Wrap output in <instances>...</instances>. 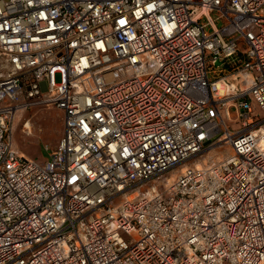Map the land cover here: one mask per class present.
<instances>
[{"label":"built area","instance_id":"obj_1","mask_svg":"<svg viewBox=\"0 0 264 264\" xmlns=\"http://www.w3.org/2000/svg\"><path fill=\"white\" fill-rule=\"evenodd\" d=\"M262 113L264 0H0V264H264Z\"/></svg>","mask_w":264,"mask_h":264},{"label":"rangeland","instance_id":"obj_2","mask_svg":"<svg viewBox=\"0 0 264 264\" xmlns=\"http://www.w3.org/2000/svg\"><path fill=\"white\" fill-rule=\"evenodd\" d=\"M54 78L56 82H59L60 74L56 73ZM25 120H29V126L24 127ZM228 124L232 129L240 126L239 123L229 122ZM62 130V113L55 106L41 104L24 106L15 112L12 120V144L19 152L34 158L37 162H43L47 157V150L44 149V146H56ZM231 152L230 146L223 143L217 148L206 149L200 160L222 159Z\"/></svg>","mask_w":264,"mask_h":264},{"label":"bare ground","instance_id":"obj_3","mask_svg":"<svg viewBox=\"0 0 264 264\" xmlns=\"http://www.w3.org/2000/svg\"><path fill=\"white\" fill-rule=\"evenodd\" d=\"M26 125L29 126V123L27 122Z\"/></svg>","mask_w":264,"mask_h":264}]
</instances>
